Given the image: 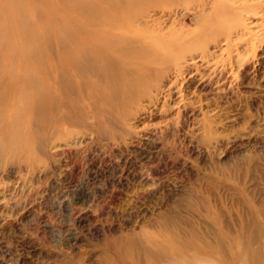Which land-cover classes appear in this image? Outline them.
Instances as JSON below:
<instances>
[{
	"label": "rangeland",
	"instance_id": "obj_1",
	"mask_svg": "<svg viewBox=\"0 0 264 264\" xmlns=\"http://www.w3.org/2000/svg\"><path fill=\"white\" fill-rule=\"evenodd\" d=\"M63 1L0 0V33L8 21L18 23L12 35L0 34V47H14L0 48V76L2 58L35 48L29 34L45 48L48 36L68 24L63 19L72 5L94 2ZM154 1L157 10L172 11L173 26L188 41L180 42V56L171 50L176 43L145 53L150 72L134 71L132 94L139 98L123 112L89 91L64 99L57 89L51 92L55 119L40 124L51 129L37 135L20 101L3 110L0 264H154L141 238L166 233L178 242L193 234L221 240L239 264L241 246L230 243L242 232L259 234L264 0H246L251 12L245 0L230 1L233 8L226 9L235 13L228 10L226 19L210 9L197 17L193 0Z\"/></svg>",
	"mask_w": 264,
	"mask_h": 264
},
{
	"label": "bare ground",
	"instance_id": "obj_2",
	"mask_svg": "<svg viewBox=\"0 0 264 264\" xmlns=\"http://www.w3.org/2000/svg\"><path fill=\"white\" fill-rule=\"evenodd\" d=\"M151 1L94 0V2L72 5V8L68 10L70 16L68 19H63V22L68 21V24L60 25L57 27V33L48 36L49 39L44 41L45 48L41 47V40L33 34L34 31L31 35L29 34L36 44L35 48L25 50V52L21 50L19 55L12 54L2 58L0 92L3 87L6 91L0 93V121L4 117L3 110L7 107L14 108L17 105L15 100H18L20 107L26 113L25 116L29 117V121L33 123V133L40 135L50 131L51 128L48 130L40 124L45 121L51 124L55 119L51 92L56 93L57 89L64 99L65 97L67 99L68 93L75 94L76 91L80 93L81 90L85 94L89 91L95 95L96 100L101 99L111 109H119L123 112L126 102L139 98L132 94L137 86L134 71L138 70L143 74L150 72L149 64L152 60H147L145 53L149 54L150 51L155 50L154 46L168 49L169 44L172 45V43H176L171 50L178 52L177 55H181L184 49L180 42L186 40L185 33L183 30L178 32L173 26L172 11L157 10L154 5L158 4L154 3L156 2L154 0V2ZM230 1L241 2V0H193L191 3L195 4L193 9L196 10L197 17L208 13L209 9V12L215 10L217 14H222L221 16L224 17L229 10L226 8H233L229 7L232 4L227 7ZM65 2L66 0L63 1ZM243 2L246 4L243 3V5L248 7L247 1ZM50 3L54 5L56 2L47 1V4ZM150 3H153V6H150ZM181 3H185V0ZM251 8L248 7L247 10ZM230 11L234 12L232 9ZM231 12L229 15L232 16L235 12L232 14ZM205 17L208 18L206 15ZM53 19L57 20L55 17ZM8 22L6 21L8 25L5 24L7 27L0 33L1 37L7 34L12 35L11 31L17 27L18 23ZM20 22L19 24L23 25L25 19ZM130 22L137 23L141 27L138 28L134 24L131 27ZM159 25L160 27H157ZM127 33L131 36L125 35ZM190 33L186 34L190 35ZM154 34L160 38H156ZM202 35L198 34L197 38H202ZM191 37V41H194L196 36L194 37L193 33ZM10 44L5 42L2 46L13 50L14 47ZM88 75L92 77L90 80ZM143 79L140 85L144 84ZM76 97L78 98V95ZM66 118L71 119L69 114ZM258 230V235L249 231L242 232L239 238L244 241L238 238L230 243L233 246L240 244L241 250L237 255L240 257L241 264H264V240L260 241L264 238V222L258 224ZM161 236V239H156L145 234L141 238V243L149 247V250L146 248L148 258L154 264H162V260L166 264H214V258L218 253L223 254L219 264H232V258L230 259L223 251L224 242L221 240L217 241L214 238L216 241L211 243L201 234L200 236L193 234L189 240L178 242L177 237L172 233ZM127 253L133 256L134 251L130 250Z\"/></svg>",
	"mask_w": 264,
	"mask_h": 264
}]
</instances>
